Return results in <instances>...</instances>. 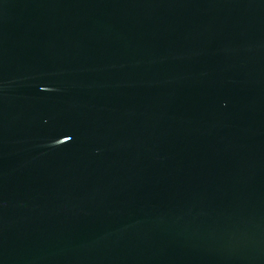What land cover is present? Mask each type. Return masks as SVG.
Listing matches in <instances>:
<instances>
[{"label":"water","instance_id":"water-1","mask_svg":"<svg viewBox=\"0 0 264 264\" xmlns=\"http://www.w3.org/2000/svg\"><path fill=\"white\" fill-rule=\"evenodd\" d=\"M0 264H264V0H0Z\"/></svg>","mask_w":264,"mask_h":264}]
</instances>
